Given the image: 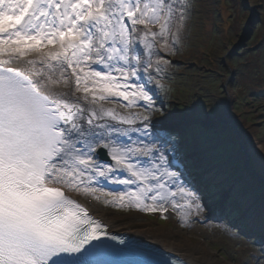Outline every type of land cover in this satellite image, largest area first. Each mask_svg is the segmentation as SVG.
Returning <instances> with one entry per match:
<instances>
[{"label": "snow or ice", "instance_id": "snow-or-ice-1", "mask_svg": "<svg viewBox=\"0 0 264 264\" xmlns=\"http://www.w3.org/2000/svg\"><path fill=\"white\" fill-rule=\"evenodd\" d=\"M191 8L0 0V264H177L113 234L73 192L185 224L219 212L237 236L264 238V152L235 137L221 100L180 106L156 90Z\"/></svg>", "mask_w": 264, "mask_h": 264}, {"label": "rangeland", "instance_id": "rangeland-1", "mask_svg": "<svg viewBox=\"0 0 264 264\" xmlns=\"http://www.w3.org/2000/svg\"><path fill=\"white\" fill-rule=\"evenodd\" d=\"M189 3L192 8L180 40L173 51H160V57L170 63L162 74L153 73L154 81L164 85L156 89L158 94L165 103L180 106L197 99L207 104L210 97H215L223 102L231 117L233 133L243 145L249 137L264 145V0H189ZM112 188L115 186L105 190ZM67 194L86 207L89 203L107 214L137 221L140 227H161L177 239L190 240L220 264H258L256 257L264 255L261 253L264 238L243 233L237 236L229 219L219 212L206 210V218H191L185 224L171 209L166 218H158L154 213L135 208L105 206L102 200L90 196ZM124 229L138 233L135 229Z\"/></svg>", "mask_w": 264, "mask_h": 264}, {"label": "bare ground", "instance_id": "bare-ground-1", "mask_svg": "<svg viewBox=\"0 0 264 264\" xmlns=\"http://www.w3.org/2000/svg\"><path fill=\"white\" fill-rule=\"evenodd\" d=\"M248 151L252 153L264 152V145L260 144L254 137H249L247 143L244 144ZM74 198V197H73ZM76 199V198H74ZM77 200V199H76ZM78 201V200H77ZM80 203V201H78ZM86 205L91 209L88 210L94 216L99 217L107 225L113 227L116 231L124 232L125 234H131L133 241L141 246V242L152 244L160 247V251L171 253L170 260L184 259L189 264H220V261L216 260L215 257L210 255L201 246L192 243L190 240L177 239L174 235L166 233L165 230L158 228H143L139 226V222L129 221L127 217H120L115 214L105 213L101 209L91 206L89 203ZM133 220V219H132ZM131 228L138 231V233L130 232L124 228ZM154 231V233H153ZM142 247V246H141ZM151 248V247H150ZM155 251V249H152Z\"/></svg>", "mask_w": 264, "mask_h": 264}, {"label": "water", "instance_id": "water-1", "mask_svg": "<svg viewBox=\"0 0 264 264\" xmlns=\"http://www.w3.org/2000/svg\"><path fill=\"white\" fill-rule=\"evenodd\" d=\"M103 159H107V157H102Z\"/></svg>", "mask_w": 264, "mask_h": 264}]
</instances>
